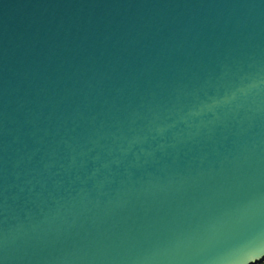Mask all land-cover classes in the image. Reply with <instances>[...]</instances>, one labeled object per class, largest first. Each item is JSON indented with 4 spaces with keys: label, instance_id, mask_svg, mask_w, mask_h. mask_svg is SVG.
Wrapping results in <instances>:
<instances>
[{
    "label": "water",
    "instance_id": "95a60500",
    "mask_svg": "<svg viewBox=\"0 0 264 264\" xmlns=\"http://www.w3.org/2000/svg\"><path fill=\"white\" fill-rule=\"evenodd\" d=\"M264 0H0V264H263Z\"/></svg>",
    "mask_w": 264,
    "mask_h": 264
},
{
    "label": "crops",
    "instance_id": "0c3cea01",
    "mask_svg": "<svg viewBox=\"0 0 264 264\" xmlns=\"http://www.w3.org/2000/svg\"><path fill=\"white\" fill-rule=\"evenodd\" d=\"M264 264V263H263Z\"/></svg>",
    "mask_w": 264,
    "mask_h": 264
}]
</instances>
